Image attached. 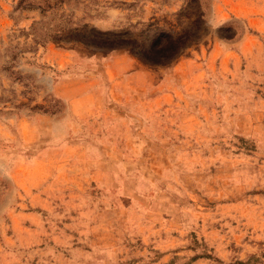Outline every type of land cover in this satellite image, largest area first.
I'll use <instances>...</instances> for the list:
<instances>
[{"label": "rangeland", "instance_id": "obj_1", "mask_svg": "<svg viewBox=\"0 0 264 264\" xmlns=\"http://www.w3.org/2000/svg\"><path fill=\"white\" fill-rule=\"evenodd\" d=\"M0 264H264V0H0Z\"/></svg>", "mask_w": 264, "mask_h": 264}]
</instances>
